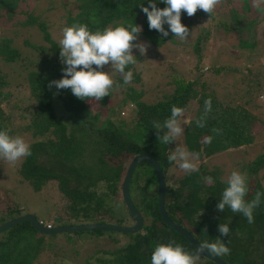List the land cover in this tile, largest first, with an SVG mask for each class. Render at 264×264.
Masks as SVG:
<instances>
[{
  "label": "trees",
  "instance_id": "trees-1",
  "mask_svg": "<svg viewBox=\"0 0 264 264\" xmlns=\"http://www.w3.org/2000/svg\"><path fill=\"white\" fill-rule=\"evenodd\" d=\"M20 1L22 0H0V9L12 14ZM220 1H224L231 10L229 18L223 22L221 20L217 26H222L225 32H238L241 35L242 18L246 16V13L253 12L252 7L257 0ZM258 1L261 5L254 6V10L264 11V0ZM77 2L78 12L74 17L69 18V27L75 23L86 24L90 31L95 32L111 25L127 27L130 24H136L142 29L138 36L155 47L162 46L173 37L171 32L167 37H163L158 31L149 30L146 14L140 7V5L148 7V0H77ZM232 4H242L243 15L238 14ZM156 6L164 8L166 5L161 0H156ZM194 18L198 21L201 18L209 20L215 18V15L212 13L209 17L200 9L192 17L182 12L181 19L185 22ZM230 18L234 20L232 26H229L227 22ZM29 23L32 25L35 22L31 20ZM39 26L49 43L45 26L42 24ZM164 27L168 29L167 24ZM205 35L204 39H207L209 33ZM234 36L239 45L237 48L246 50V59L250 62L255 43H251L243 35ZM199 39L200 37L197 39L193 52L198 63L201 61ZM38 50L42 53L48 52L46 54L48 56H42L36 60L35 68L27 75L33 117L23 132H30L31 155L17 164L18 168L14 171V176L17 174L20 183L27 184L37 192H40L47 183H55L58 192L70 203L64 212L65 219H56L54 226L44 224L37 219L39 223L50 228L85 222L114 223V225L122 226L125 221H128V225H132L134 221L121 197V183L124 177L121 175L125 170L124 162L127 158L133 159L135 156L147 154L160 163L166 185L164 197L167 217L180 225L199 243L205 240L213 242L218 238L223 239L231 250L229 255L220 257L227 264H264V196L261 197L260 206L254 210V222L251 224L242 214L233 213L227 207L220 214H211L210 209L212 213L216 210L222 191L227 186L226 182H220L216 177H212L210 182L206 181L201 173L204 171V166L201 164L198 172L186 173L171 183V171L177 164L169 163L168 155L176 141L169 145L162 144L157 139V130L153 127L154 122L163 125L164 120L171 115L173 105L185 111L189 102L197 98L200 109L196 118L186 126L182 138L186 150L199 153V159L203 160L218 152L250 145L253 142L252 124L258 118L251 115L244 105L228 104L221 99L218 100L212 94L197 92L196 81L188 82L183 78L175 79L176 87L171 96H166L163 101L154 105L141 102L142 93H137L129 87L116 111L111 112L107 117L102 112L93 115L91 107L94 105L104 109L110 108L109 102L116 86L114 85L110 95L101 101L80 100L74 97L70 90H57L55 86L49 89L50 81L61 79L63 76L59 49L52 44L48 51L43 47H38ZM239 53L244 54L238 51ZM0 60L5 64L20 60L24 62L20 59V54L15 49H11L9 41L2 40L0 41ZM137 60L141 59L137 58ZM132 66L129 65L126 71ZM224 69L240 71L249 79L254 76L246 66L243 69L222 66L215 71L219 74ZM200 77L198 76L196 80ZM118 81L120 86L123 80L118 77ZM252 81L256 83L254 87L260 91V80ZM5 83L6 81L0 75V88ZM251 85L249 84L247 93L251 92ZM209 98L212 102V110L207 116L205 126L197 127L196 121L204 114V101ZM55 103H60L67 110L68 117L65 120L57 116ZM124 104L136 106V111L132 113L135 119L131 132L122 128L126 120L121 117ZM7 105V97L3 98L0 92V130H9L12 136L9 115L4 109ZM213 129L221 131L217 134ZM164 131L166 129L161 130V135ZM207 137H211L210 143L206 142ZM115 161H118V164H113ZM255 164L257 167L264 166V154ZM256 169L247 168L249 181L246 180L248 194L245 199L249 201L255 198L257 192L264 193L263 187L256 180ZM250 181L254 182L250 183ZM99 183L104 184L105 194L98 195ZM156 185L155 173L148 163L142 162L135 167L129 182V193L143 218L142 227L136 233H126L131 236V241L115 253L112 261L96 264H151V254L155 246L160 243L167 244L170 241H175L186 251L195 253L196 249L189 242L163 223L159 214L157 189L154 188ZM115 194L119 195L121 201L114 200ZM119 204V208L121 209L122 205L125 210L120 211ZM20 210L21 206L18 203L12 207L8 206L5 216L1 217L0 225L15 219L13 215L19 216ZM5 217L7 219H3ZM220 223L229 225L228 237H219L217 228ZM37 236L42 237L43 233L27 222L12 226L0 233V264H33L44 250L41 244L43 238L39 239ZM84 264H92V262L86 260ZM198 264L217 263L201 256Z\"/></svg>",
  "mask_w": 264,
  "mask_h": 264
},
{
  "label": "rangeland",
  "instance_id": "rangeland-1",
  "mask_svg": "<svg viewBox=\"0 0 264 264\" xmlns=\"http://www.w3.org/2000/svg\"><path fill=\"white\" fill-rule=\"evenodd\" d=\"M260 5L261 2L257 0L252 7L253 12L246 13L240 24L242 26L241 35L251 43H255L250 62L246 59V50L237 48L239 45L234 35L241 36L240 33L225 32L222 26H217L221 20L223 22L229 18L231 10L224 1H220L213 11L215 15L213 19L201 18L198 21L194 18L186 20V22L181 19L182 24L190 30V36L184 41L174 37L173 34V37L162 46L155 47L138 36L133 43H145L147 51L141 55L137 49H133V54L141 60H137V63L129 68L133 72L131 83L125 85L121 82L120 86L114 89V95L108 106L110 108L104 109L94 105L91 107L92 114L96 115L102 112L107 117L111 112L116 111L129 87L137 93H142L141 102L154 105L174 93L176 78H183L188 82L196 81L195 90L197 92L212 94L218 100L221 99L228 104L244 105L251 115L258 118L252 124L253 142L250 145L218 152L209 158L195 161L198 167L203 164L204 173L201 172L203 177H216L220 182H226L231 172L236 170L244 174L248 182L247 168L250 167L251 170L258 168L256 169V180L264 189V166L257 167L255 164L258 158L264 154V11L254 10V6ZM77 6V0H22L17 4L12 14H8L7 10L0 9V41H9L11 49H15L20 54V59L24 60V62L20 60L10 64L2 63L0 60V75L6 81L5 85L0 88V92L3 98L7 97L8 105L4 109L9 115L13 130L12 136H20L28 144L31 142L30 132L24 133L23 129L29 125L33 115L30 108L32 100H30L27 75L35 68L36 60L42 56H48L46 55L48 52L42 53L38 47L46 48L48 51L53 44L59 49L58 42L62 29L69 27L68 20L77 14ZM232 7L238 14L243 15L242 4H232ZM31 20L35 22L32 25L29 23ZM233 21L232 18L228 19L229 26H232ZM39 24L45 26L49 35V43ZM111 26L113 27V25ZM207 32L209 35L207 39H204ZM198 37H200L198 47L201 55L200 63L193 54ZM238 51L244 54H238ZM222 66L231 69H243L246 66L254 76L249 79L246 78V74L240 71L235 72V70L229 71L228 69L217 74L215 69ZM103 71L109 72L110 65H106ZM110 75L116 82L115 84L119 85V73L110 72ZM198 76L201 77L196 80ZM254 79L260 80V91L254 87L256 86V83L252 81ZM249 84H252V88L250 87L251 92L247 93ZM187 106L183 116L179 118L184 130L188 126L184 121L194 120L200 109L197 98L190 101ZM54 107L59 118L65 120L68 117L67 110L60 103H55ZM122 107L121 117L126 119L122 128L131 132L135 119L132 113L136 106L124 104ZM183 134L177 138L172 150L177 145L185 147ZM23 159L14 165L0 159V220L5 216L4 213L8 206L12 207L18 203L21 210L19 216L15 214L13 218L34 215L44 224L54 226L56 219H65L64 212L70 203L58 192L55 183H47L40 192L25 183H20L17 174L14 176V171L18 168L17 164H20ZM131 160L132 158L125 160V170L121 177L125 175ZM117 162L115 161L113 164H118ZM184 174L186 172L177 165L171 171L170 182L173 183L176 178ZM252 182L254 181H250V183ZM154 188L156 189V186ZM105 193L104 184H100L98 195ZM113 198L115 201H121L117 194ZM122 210L125 208H122L121 205L120 211ZM210 213L220 214L221 212L214 210L212 213L210 209ZM3 219H7V217ZM128 224V221H125L123 225L128 226ZM37 237L43 238L41 244L44 250L33 264H84L86 260L96 264L112 261L115 253L131 241L129 234L107 231L102 233L82 231L49 236L43 234L42 237Z\"/></svg>",
  "mask_w": 264,
  "mask_h": 264
},
{
  "label": "clouds",
  "instance_id": "clouds-1",
  "mask_svg": "<svg viewBox=\"0 0 264 264\" xmlns=\"http://www.w3.org/2000/svg\"><path fill=\"white\" fill-rule=\"evenodd\" d=\"M161 2L166 5L164 8H158L156 0H148V7L140 5L141 11L146 14L149 30H156L163 37H167L171 32L174 37L184 41L190 36V30L181 22L182 12L192 17L200 9L210 17L220 0H161ZM165 24L168 25L167 30L164 27ZM141 31V27L136 24H130L127 27L108 26L95 32L90 31L86 24L80 23L64 27L58 42L63 76L61 79L50 81L49 89L55 86L57 90H70L72 95L80 100L101 101L110 95L114 85L119 87L111 78L110 72L119 73L123 83L130 84L133 72L126 69L129 65L137 63L133 49H137L141 55L147 51L145 43H133ZM106 65H110L109 72L103 71ZM211 110L212 102L209 98L204 101V114L196 121L197 127L205 126ZM183 114L184 109L173 105L171 115L164 120L163 125L153 123V127L157 130V139L162 144H172L183 134L184 128L179 119ZM184 123L190 124L191 121L185 120ZM162 129L166 131L161 135ZM213 131L219 134L221 130L213 129ZM206 142L210 143L211 137H207ZM30 155V145L22 137H13L9 134V130H0V159L14 165ZM199 156V153L189 152L185 147L177 145L169 153L168 161L175 162L180 169L191 174L199 171L195 162ZM204 179L209 182L212 180L211 177ZM226 185L216 210L224 212L227 207L233 213L242 214L248 223H253L254 210L260 206L264 193L257 192L254 199L246 200L245 197L248 194L246 176L236 170L227 177ZM217 230L219 237H228L230 233L228 224L220 223ZM230 251L224 240L219 238L213 242L205 240L200 243L195 253H190L182 245L170 241L167 244L160 243L155 246L151 254V264H198L205 253L222 257L229 255Z\"/></svg>",
  "mask_w": 264,
  "mask_h": 264
},
{
  "label": "water",
  "instance_id": "water-1",
  "mask_svg": "<svg viewBox=\"0 0 264 264\" xmlns=\"http://www.w3.org/2000/svg\"><path fill=\"white\" fill-rule=\"evenodd\" d=\"M142 162H146L150 165V167L153 169L156 179H157V197L159 198V209H160V217L163 221V223L166 226H169L171 229H173L175 232L179 233L181 237H183L191 246H193L195 249L199 246V242L195 240L189 233H187L183 228L180 227V225L173 222L169 217L166 215L165 210V182H164V176L163 173L160 170V163L153 157L142 154L139 156H135L130 165H128L127 170L125 172V175L123 177L122 183H121V197H123V200L127 206L128 213L130 214L131 218L133 219L134 223L132 225L128 226H119L114 224H90V223H80L77 225H70V226H57L53 227L51 229H48L44 227L41 223L38 222L36 217L34 215L25 216V217H19L15 218L13 220H10L8 222L3 223L0 225V233L10 229L12 226L27 222L32 224V226L39 232L43 233L46 236L54 235V234H60V233H66V232H77V231H89V232H97V231H107V232H115V233H133L138 232L143 224V218L138 212L132 197H130L129 193V182L131 179V176L134 172L135 167H137ZM57 222V220H55ZM203 258L215 262L217 264H227L225 260H223L220 257L212 256L208 253L203 254Z\"/></svg>",
  "mask_w": 264,
  "mask_h": 264
},
{
  "label": "built area",
  "instance_id": "built-area-1",
  "mask_svg": "<svg viewBox=\"0 0 264 264\" xmlns=\"http://www.w3.org/2000/svg\"><path fill=\"white\" fill-rule=\"evenodd\" d=\"M46 227H47V228H50V226H47V225H46Z\"/></svg>",
  "mask_w": 264,
  "mask_h": 264
}]
</instances>
